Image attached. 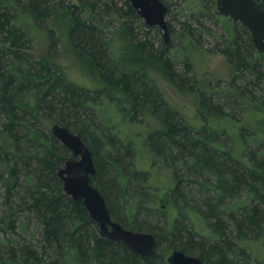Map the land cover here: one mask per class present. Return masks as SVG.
Here are the masks:
<instances>
[{
	"label": "trees",
	"instance_id": "16d2710c",
	"mask_svg": "<svg viewBox=\"0 0 264 264\" xmlns=\"http://www.w3.org/2000/svg\"><path fill=\"white\" fill-rule=\"evenodd\" d=\"M196 1L177 34L179 53L184 42L191 47L202 34L213 36L203 20L221 22L214 0ZM75 2L0 0V264H166L158 254L163 244L202 264L253 262L244 242L264 232V53L256 52L244 26L222 22L223 33L208 51L224 55L236 74L198 91L186 55L177 64L170 44L156 49L148 39L150 30L157 39L159 29L135 33L138 16L127 0ZM63 11L73 49L101 72L105 88L69 82L52 61ZM41 41L48 43L47 52L36 58L32 53ZM131 53L157 61L169 82L198 94L195 126L167 106L147 71L119 65ZM106 103L124 122L142 123L147 114L158 122L145 144L172 172L174 186L162 197L136 168L131 142L97 113ZM55 124L89 148L95 167L90 184L111 219L126 230L154 235V255L142 258L101 238L82 202L64 194L57 172L75 158L52 135Z\"/></svg>",
	"mask_w": 264,
	"mask_h": 264
},
{
	"label": "rangeland",
	"instance_id": "374dc122",
	"mask_svg": "<svg viewBox=\"0 0 264 264\" xmlns=\"http://www.w3.org/2000/svg\"><path fill=\"white\" fill-rule=\"evenodd\" d=\"M68 1L72 4L76 3L75 0ZM215 1L216 0H214V3ZM162 2L170 8V14L165 16L166 23H168L171 29L170 32L168 31L167 40L165 41L163 39L162 30L154 27L160 30L159 37L156 39V36L153 35L154 30H150L153 29V27L146 26L144 21L138 15V20H133L132 22L135 33L142 36V33H145V30H150L147 37L153 42L156 49L160 48L162 44L163 46H165L166 43L170 44L171 49L168 50L169 54H175L178 60L177 64H179V61H183L184 56L186 55V58L192 62V71L189 75L192 76L191 78L194 80L193 82L196 90L209 91L216 87L217 83H220L221 85L222 83L229 82L236 74V70L224 55L218 52H209L208 50L215 46L216 38H214V36L218 37L223 33L222 22L231 21L221 15H218L221 22L217 21L215 24L214 22L203 20L206 26L210 27L213 36L202 34L201 41L197 43L193 42L194 45H191V47H189L187 42H184L182 51L179 53L177 52L178 45L182 42H180L177 34L180 33V30L182 29L181 24L185 21L184 15L190 11L189 8H196L197 1L162 0ZM57 18L59 19L56 24L58 42L56 52L51 58L52 61L60 67L61 72L69 82L89 90L105 88L106 86L101 80V72L89 59L77 55L73 49L68 33L70 21L69 15L63 11L58 14ZM188 24H192V27H194L192 21H189ZM160 39L163 42L158 41ZM119 45H122V43L120 42L118 46ZM47 46L48 43L46 41H41L40 45H38L36 50L32 53L33 56L40 58L46 55ZM164 50L165 47H163V51ZM261 57L263 60L262 68L264 70V54L261 55ZM119 65L124 69H144L147 71L149 77L157 84L167 106L178 112L187 123L195 126L197 123V93L191 90L182 91L178 89L163 76L157 67V61L147 59L141 56V54L131 53L128 57L126 56L125 58H122V60L119 61ZM181 68L182 67L180 66L179 70ZM114 92L117 93V90ZM96 111L105 120H110L111 125H113L119 132L121 139L131 142V145L135 149L134 164L136 168L145 173L147 183L158 192L160 197H162L166 190L174 186V179L172 172L165 167L159 159L154 158L152 154H150L145 144L148 134L159 128L158 122L155 121L156 119H153L151 115L147 114L142 123H139L138 121L134 124L124 122L117 112L116 107L107 103L98 106ZM236 116L239 119L242 117L238 112H236ZM255 128L256 126H253V129ZM158 205L160 206H158L159 209L161 208V205H165L163 210L167 211V204L162 203L161 205ZM169 215H171V213ZM194 220L196 227L200 229V231H197L201 232V235L206 236L208 231L204 228L202 221L198 217ZM29 232H34V228L30 227ZM244 246L249 250V254L251 258H253V262H250L249 264L264 262V232L258 240L244 242ZM171 252L172 250L168 249L165 244H163L158 250V254L163 257L164 261H166V258Z\"/></svg>",
	"mask_w": 264,
	"mask_h": 264
},
{
	"label": "water",
	"instance_id": "95a60500",
	"mask_svg": "<svg viewBox=\"0 0 264 264\" xmlns=\"http://www.w3.org/2000/svg\"><path fill=\"white\" fill-rule=\"evenodd\" d=\"M137 15L148 27H157L168 37L165 20L167 8L161 0H127ZM264 0H216V11L234 24L244 26L252 44L259 54L264 53ZM51 133L72 154L75 160H67L57 172L63 184V192L73 201H81L89 217L95 222L97 233L108 241L121 243L142 258L156 253V241L150 233H140L124 229L111 219L106 202L100 192L91 186L90 178L95 173L91 151L79 136L57 124ZM166 264H202L195 256L173 250L166 258Z\"/></svg>",
	"mask_w": 264,
	"mask_h": 264
},
{
	"label": "flooded vegetation",
	"instance_id": "af4514ba",
	"mask_svg": "<svg viewBox=\"0 0 264 264\" xmlns=\"http://www.w3.org/2000/svg\"><path fill=\"white\" fill-rule=\"evenodd\" d=\"M215 7H216V1H215ZM217 12V11H216Z\"/></svg>",
	"mask_w": 264,
	"mask_h": 264
}]
</instances>
